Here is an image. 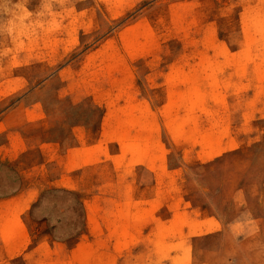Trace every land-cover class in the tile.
I'll return each mask as SVG.
<instances>
[{
    "label": "rangeland",
    "instance_id": "rangeland-1",
    "mask_svg": "<svg viewBox=\"0 0 264 264\" xmlns=\"http://www.w3.org/2000/svg\"><path fill=\"white\" fill-rule=\"evenodd\" d=\"M263 181L264 0H0V264H264Z\"/></svg>",
    "mask_w": 264,
    "mask_h": 264
},
{
    "label": "crops",
    "instance_id": "crops-1",
    "mask_svg": "<svg viewBox=\"0 0 264 264\" xmlns=\"http://www.w3.org/2000/svg\"><path fill=\"white\" fill-rule=\"evenodd\" d=\"M246 150V152L248 151V150H250V151H252V149L251 148H247V149H245ZM243 152V151H242ZM245 152V153H246ZM241 153V152H240ZM264 182V181H263ZM203 207L206 209V210H208L209 211V215H207L209 218L210 217H213L220 225H221V223L223 224V226H226L227 224H229V223H231V221L233 220V218H229L228 220H225L224 218H225V216L226 215H224L223 213H221V212H218L217 213V211H215V210H213V213H211L212 211H211V207H213V205L212 204H210V203H208V204H203ZM211 213V214H210ZM207 232H206V235H208V234H212V232H211V229H207L206 230Z\"/></svg>",
    "mask_w": 264,
    "mask_h": 264
}]
</instances>
